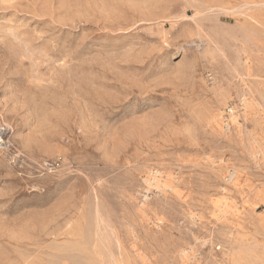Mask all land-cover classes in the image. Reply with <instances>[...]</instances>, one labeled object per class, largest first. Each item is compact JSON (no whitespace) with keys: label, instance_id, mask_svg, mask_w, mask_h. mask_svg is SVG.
I'll return each instance as SVG.
<instances>
[{"label":"rangeland","instance_id":"374dc122","mask_svg":"<svg viewBox=\"0 0 264 264\" xmlns=\"http://www.w3.org/2000/svg\"><path fill=\"white\" fill-rule=\"evenodd\" d=\"M0 264H264V0H0Z\"/></svg>","mask_w":264,"mask_h":264}]
</instances>
